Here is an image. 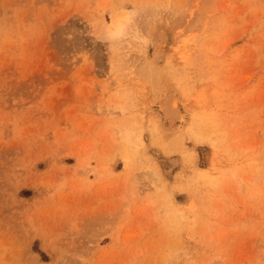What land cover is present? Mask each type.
I'll return each mask as SVG.
<instances>
[{"label":"rangeland","instance_id":"374dc122","mask_svg":"<svg viewBox=\"0 0 264 264\" xmlns=\"http://www.w3.org/2000/svg\"><path fill=\"white\" fill-rule=\"evenodd\" d=\"M0 264H264V0H0Z\"/></svg>","mask_w":264,"mask_h":264},{"label":"bare ground","instance_id":"6f19581e","mask_svg":"<svg viewBox=\"0 0 264 264\" xmlns=\"http://www.w3.org/2000/svg\"><path fill=\"white\" fill-rule=\"evenodd\" d=\"M124 17H126V16H124ZM123 19H125V18L122 17V20L120 22L119 19H117V20L115 19V16L112 17L113 29L112 30L109 29V31H107V28H106L107 39L113 41V40H116L122 34L123 28L126 25L128 17L125 20H123ZM163 54L164 53L162 52V49L160 47L155 48L150 55L152 63L153 64L160 63L163 59ZM175 102H176L175 94L169 93L166 95V98L161 103V111L164 114V120H162V123L164 124V126L167 129L172 128L174 123H176L180 120H183V115H182L180 109L177 108V105L175 104ZM176 163H177L176 160H171L168 164H170L171 166H175Z\"/></svg>","mask_w":264,"mask_h":264}]
</instances>
